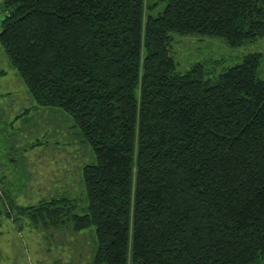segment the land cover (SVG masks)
Returning <instances> with one entry per match:
<instances>
[{
	"label": "trees",
	"instance_id": "16d2710c",
	"mask_svg": "<svg viewBox=\"0 0 264 264\" xmlns=\"http://www.w3.org/2000/svg\"><path fill=\"white\" fill-rule=\"evenodd\" d=\"M0 13L33 99L67 112L96 158L84 214L70 196L25 209L94 226V264H264L263 54L215 77L172 54L178 34L264 37V0H0Z\"/></svg>",
	"mask_w": 264,
	"mask_h": 264
},
{
	"label": "rangeland",
	"instance_id": "374dc122",
	"mask_svg": "<svg viewBox=\"0 0 264 264\" xmlns=\"http://www.w3.org/2000/svg\"><path fill=\"white\" fill-rule=\"evenodd\" d=\"M254 52L263 54L259 76L264 78V37L231 46L224 37L178 34L172 54L179 71L207 62L209 76L215 77ZM95 162L72 117L59 107L35 102L0 44V264H94V226L77 230L73 220L65 217L55 224L47 215L45 224L39 211L35 217L25 208L70 196L73 212L84 214L82 169Z\"/></svg>",
	"mask_w": 264,
	"mask_h": 264
},
{
	"label": "crops",
	"instance_id": "0c3cea01",
	"mask_svg": "<svg viewBox=\"0 0 264 264\" xmlns=\"http://www.w3.org/2000/svg\"><path fill=\"white\" fill-rule=\"evenodd\" d=\"M55 181V180H54ZM12 216L14 215V213L13 214H11ZM13 221H15V220H13Z\"/></svg>",
	"mask_w": 264,
	"mask_h": 264
},
{
	"label": "built area",
	"instance_id": "2783aa9c",
	"mask_svg": "<svg viewBox=\"0 0 264 264\" xmlns=\"http://www.w3.org/2000/svg\"><path fill=\"white\" fill-rule=\"evenodd\" d=\"M2 17L1 13H0V18Z\"/></svg>",
	"mask_w": 264,
	"mask_h": 264
}]
</instances>
